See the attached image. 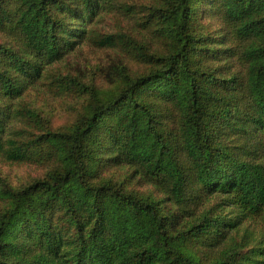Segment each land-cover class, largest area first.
<instances>
[{
	"label": "trees",
	"instance_id": "16d2710c",
	"mask_svg": "<svg viewBox=\"0 0 264 264\" xmlns=\"http://www.w3.org/2000/svg\"><path fill=\"white\" fill-rule=\"evenodd\" d=\"M163 1L135 42L93 29L119 0H0V160L46 171L0 180V264H264V0ZM86 41L145 71L53 131L27 98L81 97L48 71Z\"/></svg>",
	"mask_w": 264,
	"mask_h": 264
},
{
	"label": "rangeland",
	"instance_id": "374dc122",
	"mask_svg": "<svg viewBox=\"0 0 264 264\" xmlns=\"http://www.w3.org/2000/svg\"><path fill=\"white\" fill-rule=\"evenodd\" d=\"M122 5L115 7L112 11H106L97 18L93 29L103 37L117 39L125 36L135 42L142 40L143 36H148L147 32L139 28L140 22L144 21L150 13L149 9L161 7L163 0H119ZM152 40V41H151ZM144 41L151 53L158 52L160 41L158 39ZM0 36V43L3 42ZM122 65L130 70V74H140L145 71V67L135 60L128 61L119 50L110 47H100L92 42L86 41L78 45L75 50L58 65L51 67L49 76L68 78L76 84L77 88H82L81 97L75 94L58 95V90L49 87V81L44 80L33 92L29 93L27 102L30 107L37 110L46 126L53 131H64L71 127L78 115L82 112L89 98L90 92L106 93L116 91L120 86L117 71ZM114 80V81H113ZM52 82V81H51ZM117 87V88H116ZM87 88L86 93H84ZM75 90V89H74ZM46 171L42 167L25 164H8L0 160V180L12 188H19L34 180L44 177ZM115 181H122L124 176L109 173ZM131 191L139 195H150L155 198L161 196L150 186L134 180L127 186Z\"/></svg>",
	"mask_w": 264,
	"mask_h": 264
}]
</instances>
